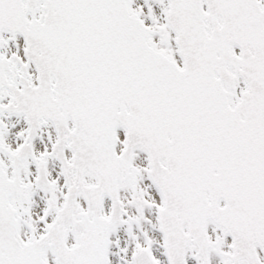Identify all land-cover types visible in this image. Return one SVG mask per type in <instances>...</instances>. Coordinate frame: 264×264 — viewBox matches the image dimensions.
<instances>
[{
  "label": "snow or ice",
  "instance_id": "6c2138e0",
  "mask_svg": "<svg viewBox=\"0 0 264 264\" xmlns=\"http://www.w3.org/2000/svg\"><path fill=\"white\" fill-rule=\"evenodd\" d=\"M0 264H264V0H0Z\"/></svg>",
  "mask_w": 264,
  "mask_h": 264
}]
</instances>
